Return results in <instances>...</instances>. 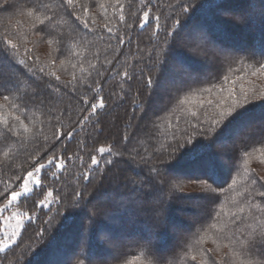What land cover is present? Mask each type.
Masks as SVG:
<instances>
[{
  "label": "trees",
  "instance_id": "trees-1",
  "mask_svg": "<svg viewBox=\"0 0 264 264\" xmlns=\"http://www.w3.org/2000/svg\"><path fill=\"white\" fill-rule=\"evenodd\" d=\"M237 9L244 12L239 27L224 14ZM197 27L204 37L193 40L189 58L181 40L193 38ZM206 42L219 47H211L219 56L205 59L216 64L211 69L195 58ZM171 56L188 69L179 74L195 78L159 95ZM0 62L12 68L0 73V208L28 173L52 161L40 187L19 202L34 217L0 264L264 260L248 250L264 235V128L233 141L244 125L264 120V0H0ZM158 99L160 108L152 111ZM133 116L134 123L122 122ZM110 118L119 120L116 129L109 128ZM227 140L236 156L223 175L217 143ZM101 148L108 152L101 156ZM159 168L200 176H166L160 185L152 175ZM132 169L151 175L140 185L120 175L103 218L90 214L91 205L76 209L114 179V170ZM180 184L198 185L199 194H175L176 201H207L191 228L178 215L195 208L170 204L168 217L158 221L149 213L150 191ZM48 192L47 209L41 203ZM176 225L187 229L179 240L171 230ZM173 242L175 249L166 252Z\"/></svg>",
  "mask_w": 264,
  "mask_h": 264
},
{
  "label": "rangeland",
  "instance_id": "rangeland-1",
  "mask_svg": "<svg viewBox=\"0 0 264 264\" xmlns=\"http://www.w3.org/2000/svg\"><path fill=\"white\" fill-rule=\"evenodd\" d=\"M235 11L231 10V11H229V13H224V14L231 18V20L233 22L230 21V23H232L233 25H234V23L235 24L237 23L236 26L239 27L240 26L239 21L241 18H240V15L235 14ZM237 11H240V10L237 9ZM193 30H194L193 31V34H194L193 38H191V39L187 38L186 34H185L181 40L183 42L181 45L183 47V50H181V51L184 52V54L187 55V57H189V58L193 57L192 54H194L193 50H192V46L195 45V42L193 40L197 39V38H203L204 37V32H203L202 28L197 27L196 29H193ZM241 32H243V31H239L240 34H243ZM210 36L212 38H214V35H212L211 33H210ZM217 41H218V39H217ZM219 42L222 43V41H220V40H219ZM205 45L206 46L198 45V48H204V51H203V53L202 52L199 53V57L195 56V58L199 62L206 64L207 62L205 59L208 58L207 54L213 55L214 57L219 56L217 54V52L215 50H213L211 47H213V48H215V46H216V48H219V47H218V45H215V44L211 45L210 42H206ZM175 56L170 57V60L168 63L169 66H168L167 70L165 71V73L167 72V75H165L166 78L164 77L163 80H161L162 86L159 88V91H160L159 95H161L160 93L168 92L170 90L172 91V89L175 87V84H178V83L182 84L185 81V79H187L186 81L189 82L191 79L195 78L193 76L187 77L186 74L185 75L179 74V72L181 73L183 71L188 72V69L184 65H181ZM209 57H210L209 63L204 65V68L209 67L211 69L214 66H216V64L211 59V56H209ZM11 71H12V68L10 67V65H8V63L0 62V73L1 74L7 73V72L10 73ZM155 97H156V95H155ZM157 101H158V103L152 107V111H158L159 110L160 105H158V104L161 103V100L158 99ZM260 114L263 115L264 110L262 112H260ZM134 118H135V116H133V118L130 120L126 117V118L122 119V122H124L126 125L130 121H132L134 123ZM117 122H119V120L110 118V120L108 122L109 128L116 129L117 125H118ZM120 124H122L121 121H120ZM263 128H264V120L260 121V122H251L249 125H244L242 128H240V130L237 133H235L233 135V141H238L240 139V136L243 133L255 132L256 130L260 131ZM127 130L129 131L128 128H127ZM145 132L146 131L143 130L141 132V135L145 136ZM104 138L105 137H101L100 139L103 140ZM217 147L220 151L219 155L217 154V156H218L217 159H218L219 164H220V169L222 171V174L226 175V174H228V171L230 169V163H231L233 157H235L236 155L234 153V149L231 148L232 143H230V141H228V140L225 142H218ZM103 149H104V152L102 154L100 153L101 156L104 155L106 152H108V148H103ZM96 160L99 161L98 159H96ZM209 162H211V161L205 162V165L209 164ZM51 164L52 163L48 162L47 164H44L43 167L39 166L34 171L30 172V173H32V175L26 176V178L23 181L22 186L18 190L21 192V196L17 197L16 200L12 201V203L9 204L8 201L11 200V196H10L9 200L0 208V210H2V211H0V248H3V251H0V256H2L5 252H7L9 249H11L18 242V240L20 239L26 225L28 224V222H30L33 219V217H34L33 215L28 214L19 208V202L23 198L31 195L37 188L40 187V185H41L40 179H41L42 172L45 168L49 167ZM61 167H62V163L59 162L57 165V168L61 169ZM195 168H197V167L196 166L193 167V170H196ZM204 168H206V171H208V167H204ZM190 170L191 169H189V171ZM149 174L150 173L147 170H145L142 173H140V172L138 173L137 169H135V170L132 169V171L123 170L120 173L114 170L112 172V174L110 175L112 178L114 177V179H110L109 182H105L102 190L97 191L96 194L93 195L89 199V201H87V203L82 202L80 205H78L79 207H77L76 209L78 211H81V210L85 209L86 207H88V205L89 206L91 205L90 214L93 216L94 215L99 216L97 218H99V220H100V218H103V211L104 212L108 211L111 208V203L116 198V195L114 193H112L111 191L117 186L118 180L120 179L119 178L120 175H122V176L124 175V177H126V178H132V180L135 183H137V185H140L141 184L140 182H144L147 180V176ZM152 175L154 176L155 179H156V177H158L161 180V181H159V184L160 183L162 184V181L164 180V178L166 176H170V177L176 179L177 181H180L182 178H185L187 175L188 176L191 175L194 177L200 176L199 173H193V174H185L184 173V174H182L180 172H176V170L174 172V171H168L166 169H160V168L158 169L157 175H155L153 173H152ZM208 177H211V174L208 175ZM126 178H123V179L121 178V181L122 180L124 181ZM37 182H39L38 185H37ZM25 183H26L27 189L29 190L28 192L24 191ZM183 184L178 185V187L177 186L175 187L173 185V186H171L172 189L167 187L164 191H161V190L150 191L152 207L150 208L149 213L152 214V217H153L152 219H154V221H158L160 219L165 220L168 217V212H170V210H169L170 204L176 205L179 208H181L182 210L190 209V208L196 209V210L194 209V211L190 212V213L183 211V212H180L181 215H178L179 219L182 222L183 221L186 222V224H187L186 226H188V227L190 226L189 228H191V226H193V224L196 222V220L204 214V209H205V206L207 203L206 199H201V200L195 199L194 202H192V203L190 202L191 204H189L188 202H181V201L175 200L176 199L175 196L179 195V194H181V195H189V194L198 195L199 194L198 190L195 189V187H197L198 185H195V187L186 188L183 186ZM138 194L139 193H136V195L134 194L133 198L135 199V196H138ZM52 202H53L52 195L48 196V194H47V196L45 197V199L41 203V206L46 207L48 209L50 207V205H52ZM138 203H140V201ZM143 204L144 203H142V205ZM108 205H110V206H108ZM139 206L142 207L141 203ZM103 220H105V219H103ZM146 229L143 228V231H145ZM165 229L166 228L164 227L163 230H165ZM171 230L174 234L178 233V237H177L178 239L176 238V240H179V237L182 236L184 231H187L186 228H182L178 225L171 226ZM79 231L80 230L78 229L75 232V236L77 235V238H78ZM132 233L133 234L137 233L136 235H138L140 233V230H135V232L133 231ZM75 236L72 238L75 239ZM79 236H81V234ZM81 238H83V235L81 236ZM128 240L129 239H127V241ZM160 240H161L160 238L156 240V238H154V237H151L149 239V241L152 243L160 242ZM107 241L108 242L106 245L109 246V244H110L109 242H111V241H110V239H107ZM65 243H67V242L65 241ZM4 245H7V247H4ZM70 246L72 247V245H70ZM175 247H176V243L173 242L172 244L169 245V247L165 251L171 252L175 249ZM115 248L116 247H114L112 249L114 250ZM112 249H110V250L112 251ZM52 259H54V257H52L51 260ZM66 260L67 259H64V261H66Z\"/></svg>",
  "mask_w": 264,
  "mask_h": 264
},
{
  "label": "snow or ice",
  "instance_id": "snow-or-ice-1",
  "mask_svg": "<svg viewBox=\"0 0 264 264\" xmlns=\"http://www.w3.org/2000/svg\"><path fill=\"white\" fill-rule=\"evenodd\" d=\"M67 4H68V5H72V4H73V0H67ZM157 19H158V18H157ZM176 23H177V26H179V21H177ZM165 42H167V40H166ZM11 46H12L13 48L16 47L15 44H12ZM260 71H264V65H261ZM101 74H102V73H101ZM253 74L255 75V73H253ZM124 76H128V73L125 72V73H124ZM57 79H59V78L57 77ZM152 83H153V81H152V79L149 77L148 80H147V84H148V86H151ZM48 95L51 96L52 93L49 92ZM5 98H7V97H5ZM38 98H39V94H38ZM245 99H247V97H245ZM260 99L264 100V92H262V93L260 94ZM41 106H43V100H41ZM99 106H100V107H103L102 99H101V101H100V105H99ZM91 108H92V113L94 114V111H95L96 105H95V104L91 105ZM240 115H243V113H241ZM237 118H239V117H237ZM71 135H72V134L69 133L68 136L65 137V138H66V139H71ZM99 151H100V153L102 154V153L104 152V149L101 148ZM49 163H52V161H49ZM91 163H92L93 165H97V164H98V161H97L95 158H92ZM41 167H43V165H41ZM28 175L31 176L32 173H28ZM38 183H39V182H37V185H38ZM24 191H25V192H28V191H29V190L27 189L26 183H25V186H24ZM51 195H52V193H51V192H48V196H51ZM259 195L262 196V197H264V192H260ZM19 196H21V192H20V191H15V192H13L12 195H11V200H9L8 203L11 204L12 201L16 200L17 197H19ZM0 211H2V210H0ZM4 247H7V245H4ZM248 250L251 251V252H253V253H255L256 251H259V252L261 253V255H264V235H261L259 238H256V239H253L252 241H250V242H249V245H248ZM0 251H3V248H0ZM193 259H195V257H194ZM257 264H264V260H261V261L257 262Z\"/></svg>",
  "mask_w": 264,
  "mask_h": 264
},
{
  "label": "bare ground",
  "instance_id": "bare-ground-1",
  "mask_svg": "<svg viewBox=\"0 0 264 264\" xmlns=\"http://www.w3.org/2000/svg\"><path fill=\"white\" fill-rule=\"evenodd\" d=\"M243 13H244V12L241 11V10H240V11H237V10L235 11V14H236V15H241V14H243ZM174 238H175V237H174V235H173V239H174Z\"/></svg>",
  "mask_w": 264,
  "mask_h": 264
}]
</instances>
